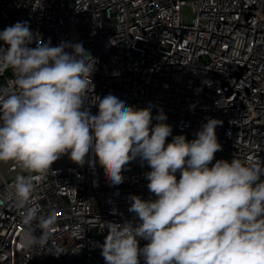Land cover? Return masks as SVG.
<instances>
[{"label": "built area", "instance_id": "obj_1", "mask_svg": "<svg viewBox=\"0 0 264 264\" xmlns=\"http://www.w3.org/2000/svg\"><path fill=\"white\" fill-rule=\"evenodd\" d=\"M184 5L193 11L191 23L182 18ZM25 21L50 46L81 43L95 58L94 90L83 105L92 115L94 97L109 94L150 108L152 126L162 112L172 127L166 145L178 135L195 139L214 118L222 121L215 130L222 150L212 162L264 165V0H0V32ZM35 46L34 39L29 47ZM15 79L12 68H0V92L12 91ZM150 171L124 166L118 185L93 163L31 174L27 206L39 209L38 219L54 213L56 222L29 247L21 244L25 233L43 232L23 223L16 177L2 179L0 264H105L104 223H139L130 197L156 199L147 188ZM138 243L143 248L148 241Z\"/></svg>", "mask_w": 264, "mask_h": 264}, {"label": "clouds", "instance_id": "obj_2", "mask_svg": "<svg viewBox=\"0 0 264 264\" xmlns=\"http://www.w3.org/2000/svg\"><path fill=\"white\" fill-rule=\"evenodd\" d=\"M0 41L7 45L0 68L16 74L13 90L0 92V163L11 161L23 173L14 184L23 223L43 232H26L23 246L56 222L54 213L38 219L39 209L27 206L31 174L42 176L64 154L83 165L91 150L113 185L123 182L130 161H146L147 188L156 197H130L139 223H104L105 264H140V257L144 264H264V165L233 158L209 167L222 150L215 131L222 121L209 118L195 139L178 135L166 145L172 127L162 112L152 126L150 108L126 106L111 94L94 97L98 114L83 108L96 60L81 43L50 46L26 21L6 27ZM140 238L148 241L143 248Z\"/></svg>", "mask_w": 264, "mask_h": 264}, {"label": "water", "instance_id": "obj_3", "mask_svg": "<svg viewBox=\"0 0 264 264\" xmlns=\"http://www.w3.org/2000/svg\"><path fill=\"white\" fill-rule=\"evenodd\" d=\"M85 164H90L93 163L94 165H100L98 157H96L90 150V152L86 155L85 157ZM215 162H212L209 164V167L214 165ZM64 166H80L79 164L73 162L69 154H64L61 156L60 159H58L56 162H54L51 166L50 169L56 168V167H64ZM125 166H140V167H145V168H150L147 164L146 161H141L139 157L135 158L134 160L130 161L127 165ZM19 174H23L21 170L18 167H14L13 162L9 161L7 163H0V184L2 182V179L8 180L11 178L16 177ZM176 177L180 178V173L179 171L176 173ZM260 180L264 181V175L260 177Z\"/></svg>", "mask_w": 264, "mask_h": 264}, {"label": "rangeland", "instance_id": "obj_4", "mask_svg": "<svg viewBox=\"0 0 264 264\" xmlns=\"http://www.w3.org/2000/svg\"><path fill=\"white\" fill-rule=\"evenodd\" d=\"M193 11L189 5H184L182 7V18L185 22H192L193 20Z\"/></svg>", "mask_w": 264, "mask_h": 264}]
</instances>
